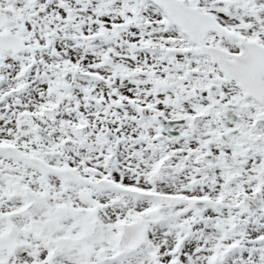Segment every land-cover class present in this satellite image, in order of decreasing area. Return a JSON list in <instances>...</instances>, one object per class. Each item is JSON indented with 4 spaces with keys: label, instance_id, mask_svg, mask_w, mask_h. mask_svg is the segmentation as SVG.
<instances>
[{
    "label": "snow or ice",
    "instance_id": "1",
    "mask_svg": "<svg viewBox=\"0 0 264 264\" xmlns=\"http://www.w3.org/2000/svg\"><path fill=\"white\" fill-rule=\"evenodd\" d=\"M0 264H264V0H0Z\"/></svg>",
    "mask_w": 264,
    "mask_h": 264
}]
</instances>
